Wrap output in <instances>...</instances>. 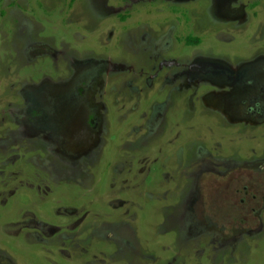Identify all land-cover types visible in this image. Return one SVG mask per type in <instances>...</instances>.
<instances>
[{"label": "rangeland", "instance_id": "374dc122", "mask_svg": "<svg viewBox=\"0 0 264 264\" xmlns=\"http://www.w3.org/2000/svg\"><path fill=\"white\" fill-rule=\"evenodd\" d=\"M0 264H264V0H0Z\"/></svg>", "mask_w": 264, "mask_h": 264}]
</instances>
